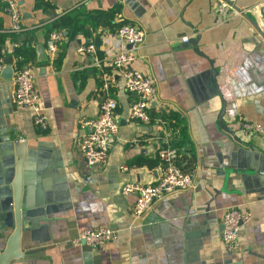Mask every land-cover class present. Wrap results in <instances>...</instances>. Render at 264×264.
Here are the masks:
<instances>
[{
  "label": "crops",
  "instance_id": "crops-1",
  "mask_svg": "<svg viewBox=\"0 0 264 264\" xmlns=\"http://www.w3.org/2000/svg\"><path fill=\"white\" fill-rule=\"evenodd\" d=\"M16 1L22 14L17 33L10 31L0 3V48L5 50L0 135L24 141L23 170L39 173L29 195L41 193L42 200L20 231L21 256L6 264H264L254 255L264 252L262 182L230 174L226 193H213L221 188L223 166L264 168V137L241 128L242 122L264 128L261 0H223L239 11L226 16L216 13L217 0ZM61 16L69 26L52 28ZM123 22L144 33L129 66L154 78L151 119L128 120L132 97L113 73L109 95L118 132L106 163L88 169L78 140L86 131L84 121L98 110L97 74H109L107 59L126 48L115 35ZM51 30L62 34L54 55L45 48ZM184 36L196 38L195 46L181 42ZM87 43L93 44L92 53L76 50ZM37 48L45 59L39 60ZM20 67H30L34 75L44 130L33 126L29 108L12 100V76ZM222 102L221 121L232 136L217 124ZM163 141L176 148L177 164L189 173L191 186L163 195L135 217V197L122 195L120 187L155 183L161 169L156 147ZM228 206L250 214L239 229L235 253H228L220 238ZM98 226L115 230L99 249L75 241L80 231ZM11 230L0 224V251Z\"/></svg>",
  "mask_w": 264,
  "mask_h": 264
},
{
  "label": "built area",
  "instance_id": "built-area-1",
  "mask_svg": "<svg viewBox=\"0 0 264 264\" xmlns=\"http://www.w3.org/2000/svg\"><path fill=\"white\" fill-rule=\"evenodd\" d=\"M85 1V0H83ZM10 19V31L17 33L21 30V11L16 0H0ZM262 15L264 18V0H261ZM215 11L220 16L237 14L238 10L223 0H217ZM115 35L124 44L123 48L106 61L109 74L101 72L97 74L98 110L96 114L84 121L85 133L78 140V149L84 165L88 169L102 167L106 161L111 143L118 132V123L114 119L115 101L109 95V84L113 73H118L122 79L123 87L132 97L127 110L129 121L146 123L151 119L149 102L155 94L154 78L146 72L131 68L129 64L135 58V51L142 44L144 33L141 28L132 22H123L115 30ZM62 39L59 30H51L48 33L45 48L49 55H54L57 43ZM187 37H181V42H186ZM16 46V44H13ZM78 52L92 53L94 46L91 43L79 44ZM5 50L0 48V73L4 65ZM34 75L30 67L17 68L12 76L13 102L19 107L31 110V121L38 130L46 128L45 114L38 105V94L33 83ZM160 122V121H159ZM241 128L245 132L258 134L264 137V128L258 124L242 122ZM156 157L161 166L160 173L153 184H141L127 182L121 185L122 195L132 194L135 199L131 206V212L135 217L142 216L150 208L152 202L173 190H185L191 186V177L188 172L182 170L177 164L178 153L175 147L163 141L156 147ZM125 167H122L124 170ZM89 179V175H85ZM250 219L246 210L234 206L225 207L221 217L222 229L220 233L223 247L228 253L238 251V233L241 225ZM115 236V230L108 226H98L85 229L78 233L76 242H82L91 251L99 249L104 243Z\"/></svg>",
  "mask_w": 264,
  "mask_h": 264
},
{
  "label": "water",
  "instance_id": "water-1",
  "mask_svg": "<svg viewBox=\"0 0 264 264\" xmlns=\"http://www.w3.org/2000/svg\"><path fill=\"white\" fill-rule=\"evenodd\" d=\"M195 46L196 38L188 39L187 41ZM129 45H126L128 48ZM39 60L45 59L41 53V48H37ZM4 65L1 69L2 75ZM214 71L211 68L210 82L217 90L214 83ZM223 102L217 117V124L220 129L229 133L232 136V131L225 127L221 121L223 114ZM0 124H3L0 122ZM12 155V156H11ZM25 161V143L23 140H9L8 137L0 135V224L3 229L11 227V233L8 235L4 248L0 251V264H6L9 260L21 256L19 251V236L23 230L27 218L34 217L35 209L40 208L42 194L29 195L31 185L37 187L39 184V173L23 170ZM260 168V169H259ZM222 185L219 190H214V196L220 192H225V185L230 174L239 175L244 179L245 176H252L257 181L262 182L264 186V168L257 166L244 167L241 166H223ZM243 176V177H242ZM33 215V216H31ZM264 247V245H263ZM257 258L264 259L262 254H255Z\"/></svg>",
  "mask_w": 264,
  "mask_h": 264
},
{
  "label": "trees",
  "instance_id": "trees-1",
  "mask_svg": "<svg viewBox=\"0 0 264 264\" xmlns=\"http://www.w3.org/2000/svg\"><path fill=\"white\" fill-rule=\"evenodd\" d=\"M68 26H69V23L66 21V17H62V16L59 18H56L51 24V27L55 29L64 28Z\"/></svg>",
  "mask_w": 264,
  "mask_h": 264
}]
</instances>
